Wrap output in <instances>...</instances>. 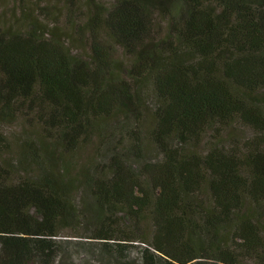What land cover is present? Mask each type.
I'll return each mask as SVG.
<instances>
[{"label": "trees", "instance_id": "16d2710c", "mask_svg": "<svg viewBox=\"0 0 264 264\" xmlns=\"http://www.w3.org/2000/svg\"><path fill=\"white\" fill-rule=\"evenodd\" d=\"M64 1L88 9L70 45L0 25V264H54L61 236L264 264V0Z\"/></svg>", "mask_w": 264, "mask_h": 264}, {"label": "rangeland", "instance_id": "374dc122", "mask_svg": "<svg viewBox=\"0 0 264 264\" xmlns=\"http://www.w3.org/2000/svg\"><path fill=\"white\" fill-rule=\"evenodd\" d=\"M100 3L108 4L110 0H97ZM64 0H0V25L17 27H26L28 23H35L41 25L45 30L46 35L51 33L58 35L68 45L72 42L74 31L73 25H81L88 9L87 6L78 5L75 18L72 21V26L69 25L71 19H67L65 13ZM72 50L77 53L84 54L86 47L83 43L71 44ZM118 56L125 60L122 51H118ZM150 108V107H149ZM151 108L153 105L151 104ZM151 112V111H149ZM33 134L34 130L24 125L22 120L5 128L6 134L11 140V154L16 155L19 149V142L23 139L24 133ZM95 139L88 142L86 150H91ZM147 150L143 153V156L148 160H158L160 158L159 151L151 143H146ZM144 150V151H145ZM92 152V150H91ZM108 152L105 149L100 154H106ZM99 154V155H100ZM98 156V155H97ZM102 158V161L107 160V155ZM135 164H139L141 160H136ZM88 202V197L83 190H79L76 193V203L81 205ZM88 213L86 214V219ZM84 219H81L80 224H85ZM79 224V227H80ZM79 229V228H78ZM84 234V230H79ZM69 232V230L67 231ZM53 249L56 252V259L54 264H143L146 257L150 255L149 251H144L147 246L139 242H120V241H101L90 239L88 237H75V236H61L56 237L52 242Z\"/></svg>", "mask_w": 264, "mask_h": 264}]
</instances>
